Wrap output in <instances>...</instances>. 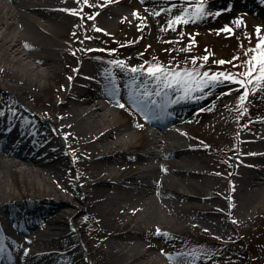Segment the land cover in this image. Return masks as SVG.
<instances>
[{"label": "bare ground", "instance_id": "1", "mask_svg": "<svg viewBox=\"0 0 264 264\" xmlns=\"http://www.w3.org/2000/svg\"><path fill=\"white\" fill-rule=\"evenodd\" d=\"M100 1L106 11L92 15L72 0H0V264H189L168 244L188 227L230 251L264 215V127L237 148L240 90L221 83L196 114L150 117L133 91L139 76L102 64L95 46L121 37L124 10L108 7L125 0ZM18 176L27 184L16 192ZM82 216L101 223L97 246Z\"/></svg>", "mask_w": 264, "mask_h": 264}, {"label": "rangeland", "instance_id": "2", "mask_svg": "<svg viewBox=\"0 0 264 264\" xmlns=\"http://www.w3.org/2000/svg\"><path fill=\"white\" fill-rule=\"evenodd\" d=\"M72 4L92 15L95 12L104 13L107 9L100 0H87L86 8L77 0H72ZM201 4L203 14H198L197 9ZM112 7L124 10L125 26L118 22V27L121 28V37L114 44H107L106 40L103 39L95 45L99 54L102 55L101 62L118 73L133 72L132 69H136L135 73L144 77L149 84L148 86L159 84L162 81L154 79L148 74L149 68L154 69L157 66L166 70L171 69V73H178L180 76L193 70L198 73L207 71L210 76L219 73L227 75L228 73L248 71L249 61H252L253 56L256 57L254 63L257 64L261 58H264L261 52L250 51L256 47L257 37L264 34V0H125L117 6H109L108 8ZM177 17H188L190 21L192 17L195 19L194 22L186 24L181 22L170 25V22ZM56 28L59 31L63 30L60 26ZM69 29L72 31L73 27L70 26ZM226 29H230V31ZM106 45L108 48L104 49L102 46L105 47ZM205 56H207V60L204 59ZM64 58L67 60V55H64ZM65 59L59 64L65 63L66 65ZM220 61L225 63L220 64ZM62 67L64 66L62 65ZM65 68L68 70L67 66ZM255 75L256 73H253V76ZM237 78L240 79L241 77ZM245 79H252V77ZM220 80L225 88L235 87L240 90L237 95H234L237 97L240 111L230 112L231 118L234 120L232 128L235 129L237 124L240 127L237 140V148L240 149L242 143L239 137L240 134H243L241 131L253 134L263 126L264 90L253 79L252 84L245 85L248 95L246 100L242 102L240 96L245 89L237 83L224 79V77H220ZM140 81V84L139 82L135 83L141 85V88L134 86L137 94L146 92L144 89L142 90V86L144 88L146 83L143 79ZM46 83L50 84L53 89L58 87L55 78L48 79ZM215 84L220 83H213L208 87L201 85L202 91L197 90V83L194 81L185 86L186 88L190 87L193 91H200L195 96L189 95V91H184L185 98L180 101L188 103V108H191L188 114H196V111H199L198 108H202L211 102L210 99L207 100L206 93ZM180 91L182 90L180 89ZM38 94L40 101L45 103L49 94L46 91H40ZM150 96L148 91L144 96H140L141 98L144 97V101L142 99L141 102L143 106L147 107L148 101H152ZM192 98L198 103L190 100ZM229 98L230 96L223 97L222 101H229ZM202 99H204L203 103H201ZM28 101L30 105H33L32 101ZM211 109L218 112L222 111L225 114L229 113L220 106H210L206 108V111ZM197 124L194 120L191 122L190 128ZM192 133L193 131L190 130L185 132L186 136ZM62 137L64 141L67 140L64 135ZM248 137L252 138V136ZM199 143L215 151L211 157L216 163L221 164V162L229 161V158L219 151L217 145L203 140H200ZM228 145L230 147L232 141L228 140ZM9 178L11 188L14 191L26 189L27 183L25 182L27 181H24L22 177ZM37 179L39 180V178ZM16 182L18 183L16 184ZM83 211L84 207L77 206L73 216L80 217ZM87 219L82 216L81 221L85 224L87 231H89L88 235L97 246V238L101 239L103 227L98 220L93 223ZM239 234L243 236V241L239 240L229 251L224 246L210 241L209 236L204 231L188 227L178 239L169 238L168 244L175 246L170 255H190L189 264H264V215H256L247 225L239 228ZM97 259L101 262L104 258L97 255ZM173 264L181 263L174 261Z\"/></svg>", "mask_w": 264, "mask_h": 264}, {"label": "snow or ice", "instance_id": "3", "mask_svg": "<svg viewBox=\"0 0 264 264\" xmlns=\"http://www.w3.org/2000/svg\"><path fill=\"white\" fill-rule=\"evenodd\" d=\"M86 2V0H85ZM198 14H203V6L202 4L197 9ZM90 19L92 17H89ZM195 17L191 18V21L188 17H177L175 20L170 22V25H175L177 23H189L194 22ZM230 31V29H226ZM257 45L255 48L251 49L250 51L253 52H261L262 57H264V34H261L257 37ZM205 60H207V56L204 57ZM256 60V57L253 56L252 61H249L250 67L248 71L242 72V73H228L225 75L224 73L219 74H212L211 76L207 71L203 73H198L193 71L185 72L183 76H180L178 73H171V69H164L160 66H157L156 68H149L148 74L151 75L154 79L165 81L166 87H173L175 86L179 87L182 91H192L190 87L186 88L185 86L190 84L191 82L197 83V90H203L201 85L203 87H208L209 85L213 83H221L220 77H224V79L237 83L241 86V88H244V92L240 96V100L243 102L246 100L248 95V90L246 88V84H252L253 79L256 80L257 85L261 87L262 90H264V58H261L260 62L254 63ZM195 63V61H193ZM220 64L225 63L224 61H220ZM133 72H136V69H132ZM253 73H256L255 76H253ZM171 75V78H170ZM237 77H241L238 79ZM247 77H252V79H245ZM71 79V78H69ZM120 107H124V105H119Z\"/></svg>", "mask_w": 264, "mask_h": 264}]
</instances>
